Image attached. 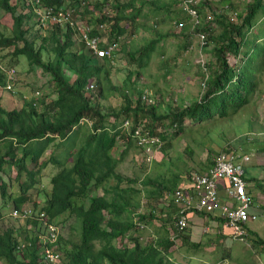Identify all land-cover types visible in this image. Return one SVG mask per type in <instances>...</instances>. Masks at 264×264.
Instances as JSON below:
<instances>
[{
    "label": "trees",
    "instance_id": "16d2710c",
    "mask_svg": "<svg viewBox=\"0 0 264 264\" xmlns=\"http://www.w3.org/2000/svg\"><path fill=\"white\" fill-rule=\"evenodd\" d=\"M185 1L172 0V3H181V10L187 16L185 20H192L184 8ZM85 2L88 1L42 0L43 5L50 7L67 4L77 11L81 9L80 16L85 18L81 21L91 26L107 23L109 28L104 36L109 35V43L117 42L128 29L134 31L143 8L156 4L148 0H101L91 8ZM263 2L254 0L244 5L245 12L240 14L238 7L230 3L231 17L224 11L211 10L204 23L199 19L194 28L206 36L207 46L203 50L210 55L206 63L209 71L205 91L193 104L170 105L163 113L158 111L161 107L159 99L146 105L142 101L143 90L135 94L129 88L119 91L122 98L119 107H104L101 100L94 97V90L86 91L85 88L94 82L99 96L102 95V82L110 81V59L93 57L83 45L79 48L77 32L71 28L57 26L47 31L38 28L43 34L48 33L47 36L32 35L28 23L34 20V14L27 0H23L24 13L18 12L12 0H0V10L11 16L13 21L10 35L0 31V51L14 48V57H24L30 68L40 69L49 75L55 93V97L48 100L39 96L40 99H35L37 101L22 97L20 108H5L0 102V222L4 218L3 210L10 207H13L12 213L26 208L43 212L49 222L57 225L63 223L61 218L65 214L76 217L81 226L80 241L68 246V241L60 236L64 264H170L167 255L174 243L168 236H151L148 241L139 235L129 236L127 245L114 244L133 229L140 231V220L155 218L154 209L149 215L134 212L140 205L134 201L133 195L140 192L132 188L121 189L126 179L116 172L119 159L129 145H135V139L121 124L124 119L132 117L136 124L144 123L151 134L163 140L164 136L184 131L186 120L197 123L216 115L237 114L247 106L258 86L254 63L260 54L264 55V46L260 50L254 46L247 53H243V49L251 43L248 39L257 17L264 15ZM107 5L111 8V16L102 13ZM207 5V1L194 5L198 16ZM208 17L211 18L209 21ZM184 26L180 19L177 27L181 31L186 29ZM96 29L92 32L94 36L97 35ZM156 35L155 39L130 55L133 60L137 57L140 68L148 64L156 46L164 39L158 32ZM255 49L259 52L256 53ZM45 53L48 59L43 56ZM230 55L238 57L239 62L233 65L229 61ZM6 83V75L0 74V88L14 92L15 86L6 89ZM40 107L41 110L38 109ZM166 119H169L167 128L161 130L164 123H159ZM118 143H124L126 149L117 159L112 153ZM50 149L52 152L46 157ZM50 165L58 171L50 180L49 193H43L45 204L38 209L39 201H33L32 191L39 193L46 189L40 178ZM13 170H16L12 176L14 180L10 177ZM159 179V199L179 190H176L178 184L174 181ZM111 180L114 181L113 186H109ZM13 183H20V192L16 196L11 191ZM100 189L103 190L102 196L98 195ZM30 203L31 206L26 205ZM175 205L177 208L173 209ZM178 205L171 199L169 207L172 211L183 207ZM130 215L138 217V224ZM166 216H171V221L177 218L171 213ZM11 217L21 227L0 230V264H41V244L37 235L42 231L40 223L36 219L18 220L12 214ZM172 227L174 233L182 235L185 245H197L186 235V229L179 231L175 227V221ZM23 243H26L25 247L18 248ZM250 247L257 254L264 253V239L253 236Z\"/></svg>",
    "mask_w": 264,
    "mask_h": 264
},
{
    "label": "rangeland",
    "instance_id": "374dc122",
    "mask_svg": "<svg viewBox=\"0 0 264 264\" xmlns=\"http://www.w3.org/2000/svg\"><path fill=\"white\" fill-rule=\"evenodd\" d=\"M85 2L89 7L93 8V5L101 0H87ZM125 1V0H122ZM150 2L155 1L153 6H145L143 8L142 16L137 20L135 30L128 29V32L123 37H120L117 42L110 44H116V50L112 54L110 59V81L102 82V95L99 96V90L94 85L92 89L95 98H99L104 107H119L122 103V98L119 91L126 88L135 91L147 90L152 93L154 98L159 99L161 107L158 108L159 112L166 113L170 105L174 107L175 104L191 105L195 101L201 99L205 90L202 87V79L204 77L203 68L201 63L209 60L208 51L200 50V44L198 42L197 32L195 31V23L187 17L181 10V3L174 5L172 0H148ZM207 1L209 5L205 7L203 12L199 15L200 23H204V18L213 12L224 11L229 17H231V10L229 4L234 3L238 7V14L245 12L243 6L249 3H253L254 0H197L198 2ZM12 4L17 6V10L20 13H24L22 5L23 0H12ZM184 5V4H183ZM264 5V2H263ZM110 6H106L102 13L111 16ZM26 12V11H25ZM96 14L98 12L95 10ZM100 17V14H98ZM82 20L85 18L81 17ZM238 18V17H237ZM184 23L186 29L181 30L177 27L178 21ZM233 19L234 15H233ZM256 25L252 34L249 36L251 42L243 53L251 52L252 48L256 46L258 50L264 46V17L258 16ZM107 24V23H106ZM13 21L11 16L0 10V31L6 35H10ZM126 26L124 23L122 24ZM28 27L31 29L32 35L47 36L48 33L43 34L36 25L34 20L28 23ZM161 34L164 39L159 45L156 46V51L152 55L151 60L145 67L140 68V63L136 57L132 59V54L139 48L147 45L150 41L157 37V32ZM109 35L106 37L108 41ZM261 39V41H260ZM77 41V46L80 48L81 43ZM109 43V41H108ZM254 43H257L254 44ZM21 46V44L19 45ZM189 46V47H188ZM260 46V47H259ZM256 50V53L259 51ZM14 48L0 51V63L12 65L17 69L18 81L15 84V91L9 92L0 88V102L5 108H20L23 98L27 100H35L36 92H40L39 97H45L53 99L55 97L54 86L50 82L48 74L43 73L40 69H32L28 66V63L24 57H14ZM252 54V53H251ZM45 59H48V54H43ZM53 57V55H51ZM242 56H244L242 54ZM229 61L234 65L237 60L234 55L229 56ZM239 62V61H238ZM256 64L257 75V89L252 97L250 103L242 108L237 114L230 113L227 116L216 115L213 118L202 122H194L189 119L186 120L184 131L177 134L164 136L162 150L164 146L169 144L166 148L172 147L175 150L176 155L173 162H165L163 166L166 169H170L171 166L179 165L184 159L186 154H189L193 147L197 148L203 153H207V157H212L215 153L225 151L229 149H239L244 154L254 156L252 159L256 162L261 161L264 166V55L260 54L254 63ZM209 71V69H208ZM93 82V81H92ZM93 84H95L93 82ZM118 89V90H115ZM91 91V92H92ZM23 97V98H22ZM38 97V99H40ZM37 99V100H38ZM35 100V101H37ZM185 101H188L185 104ZM39 110L42 107L38 108ZM167 120V121H166ZM159 124L160 129L167 128L169 119H166ZM90 124L89 121H87ZM123 145V144H122ZM128 149L132 152V157L128 160V165L125 167V174L128 182H124L121 186H127L134 191H138L137 195H133L134 201L139 203L140 208L134 210V212H145L149 215L151 209L148 211V199L145 201L142 194L143 187L147 180L157 181L159 178V169L156 167L148 173V165L142 162V157L137 158L138 149L134 145H129ZM140 152V151H139ZM171 152V149L169 150ZM120 155V152H118ZM46 157H49L46 154ZM191 156L186 155L189 159ZM250 160V159H249ZM153 161V160H152ZM249 162V161H248ZM177 169V168H176ZM57 173L56 167H50L43 171L40 181L46 189H43L37 193L33 190V201H39V208L45 204V198L43 193L48 192L50 189V180ZM167 174V171H165ZM10 177L16 174V170L10 173ZM161 177V176H160ZM163 178V177H161ZM14 180V179H12ZM148 183V182H147ZM19 184H14L11 189L16 196L20 192ZM155 189L154 185H150ZM98 194H102L99 190ZM172 195V194H171ZM169 197V196H168ZM171 197V196H170ZM152 199H155L154 197ZM158 199V198H157ZM162 199V198H161ZM164 200V199H163ZM160 199L152 207L155 211V217L158 216L163 209L159 204ZM162 201V200H161ZM169 199H165L164 202L167 205ZM170 204V201H169ZM31 206L30 204H26ZM13 207L3 210L4 218L0 222V230L5 228L19 229L20 223L16 222L12 217ZM141 214V213H140ZM126 215V214H125ZM133 216V215H130ZM62 224L59 225L61 229V235L66 241L67 245L71 246L72 243H78L81 236V226L78 223L76 217L69 214H65L62 218ZM174 221H171L174 226ZM149 223L148 220L146 221ZM260 222L251 224L252 227H256ZM151 225V224H150ZM176 227V226H175ZM153 229L148 227L147 229L140 228V231L133 229L130 234L127 235L135 237L139 235L145 240L151 239ZM179 232V231H178ZM262 234V233H261ZM126 239L123 240V243ZM127 242H130L128 239ZM248 240L236 241L232 247L233 254L236 255L239 249L244 250V258L254 256L253 249L247 244ZM122 239L116 240L114 244L121 246ZM126 244V243H124ZM170 264H173L170 262Z\"/></svg>",
    "mask_w": 264,
    "mask_h": 264
},
{
    "label": "built area",
    "instance_id": "2783aa9c",
    "mask_svg": "<svg viewBox=\"0 0 264 264\" xmlns=\"http://www.w3.org/2000/svg\"><path fill=\"white\" fill-rule=\"evenodd\" d=\"M34 14V21L42 30H49L53 27L71 28L76 33V39L83 44L85 50L95 58H108L116 50V44L107 42L103 36L108 25H89L82 22L80 13L74 7L67 4L61 7L46 6L42 0H27ZM197 0H186L185 10L192 16V21L199 23V16L194 9ZM208 21L211 19L207 18ZM97 27V29H96ZM96 29L97 35H92ZM198 42L202 51L207 46L206 36L198 33ZM208 48V47H207ZM230 60V59H229ZM207 61L201 63L204 77L202 87L205 90L208 78ZM0 74L6 75V89H13L18 81L17 69L0 63ZM94 88L93 84H87L86 91ZM40 96L37 91L35 98ZM155 98L151 92L142 91V101L146 105L155 103ZM121 127L135 139V145L140 151V155L146 164H151L154 156L161 150L163 140L158 135H153L144 127V123L136 124L132 117L123 120ZM250 157L239 149H229L221 151L215 155L212 166L206 173H194L190 177L192 193L177 190L172 194V200L183 207L178 210L175 226L179 231H184L188 227V213L192 209L204 213H217L225 226L232 230L235 239L246 242L250 235L249 224L259 218V213L252 211L253 201L247 190L245 179V167ZM224 191L226 201L222 199L221 192ZM12 216L18 220L36 219L40 223L41 232L37 233L41 244V264H64L63 252L61 249L59 225L49 222L43 212L26 208L23 211L14 210ZM23 243L18 248L25 247Z\"/></svg>",
    "mask_w": 264,
    "mask_h": 264
},
{
    "label": "crops",
    "instance_id": "0c3cea01",
    "mask_svg": "<svg viewBox=\"0 0 264 264\" xmlns=\"http://www.w3.org/2000/svg\"><path fill=\"white\" fill-rule=\"evenodd\" d=\"M251 32H253V30ZM243 51H245V47ZM235 60L238 61V57H236ZM237 61L234 64H237ZM187 102L188 101H185V104H187ZM168 146L169 144L165 145L163 150L161 148V150L154 156L151 164H148V173L157 167L159 169V178L163 177L162 179L166 180L167 182H169L170 180L174 181L175 184H178V186H176V190L179 189L187 191L188 193H192L193 187L190 182L191 175L194 173L208 172V169L212 166L213 158L207 157V153H203L200 150H197V148L193 147L194 150L191 149L189 151V154H186L191 156L189 159H187L185 155L184 159L180 162L179 165L171 166L170 169H166V166H163L165 162H173L176 155V152L174 149H172V147L166 149ZM125 147L126 146L124 145V143H118L117 148L112 153L113 156L118 159L120 157L118 152L122 153L123 149H126ZM170 149L171 152H169ZM51 152L52 149H50L47 154L50 156ZM121 156L122 158L119 159V164L117 166L116 172L118 174H121L126 179V181L124 182H128L126 176H124V168L127 167L128 160L130 157H132V152H130L127 148V152H124ZM139 157L142 156L140 155V152L138 150L137 158ZM253 157L254 156L250 157V160L249 162H247V165L245 167V179L247 182L248 193L253 201L252 211L255 213H259V218L256 221H252L248 225L250 235L248 237L247 244L249 245L250 240L253 236H258L264 239V187H259L264 186V166H262L263 164L261 161L256 162L255 164L254 160L252 159ZM142 162H145L143 160V157ZM50 167L53 166L50 165L47 169H49ZM165 171H167V174L165 173ZM159 178L157 181L151 180L149 183H145L148 186L141 188L144 200L146 201L148 199V211L149 209H152L153 206H155L158 194L161 190V188L158 187V182H160ZM151 184L155 186V189L150 186ZM113 185L114 181L111 180L109 182V186ZM124 188L129 187L121 186V189ZM100 191L103 194V190L100 189ZM102 194L98 195L102 196ZM224 195V191L221 192L222 199L226 201L227 199ZM170 196L172 197V195H165L164 200L169 199V201H171L172 198ZM153 197L155 199H152ZM164 200L163 198H160L159 204L161 205V208L163 210L159 211L161 213L156 214L158 217L153 218L151 221L148 220V224L146 222L147 220H140V228H143L145 230L150 226L153 229L152 237L165 235L173 241L174 244L169 249L167 255L168 262H171L173 264H264V253L257 254L253 250L254 256L244 258V250L239 249L236 255L233 254L232 247L234 243L239 240L235 239L232 236V230L229 227L225 226V221L222 220V218L217 215L216 212L211 214L195 210L189 211L188 227H186L185 231L186 235L190 237L191 242L196 243L197 245H185L182 242V235L177 232L174 233L173 231L172 222L169 219V217L171 216H166L169 213H171L173 216L177 215L178 211H172V209L169 207V201L166 205ZM175 208H177L176 205L175 207H173V209ZM138 213L144 215L146 214V211ZM133 217L135 219V222L138 224V217ZM256 222H260L257 227L258 230L256 229V227L251 226V224ZM162 224L165 225V228ZM124 239H126V242L124 243H126L127 245L129 243L127 242V236L122 238V243ZM124 243L122 245H124ZM132 245L133 243L129 246Z\"/></svg>",
    "mask_w": 264,
    "mask_h": 264
},
{
    "label": "clouds",
    "instance_id": "9594fccd",
    "mask_svg": "<svg viewBox=\"0 0 264 264\" xmlns=\"http://www.w3.org/2000/svg\"><path fill=\"white\" fill-rule=\"evenodd\" d=\"M81 19H82V18H81ZM36 25H37V24H36ZM108 28H109V27H108ZM107 30H108V29H107ZM102 35L104 36V34H102ZM82 45H83V44H82ZM110 59H111V58H110ZM143 91H144V90H143ZM134 146L136 147V149H138L136 145H134Z\"/></svg>",
    "mask_w": 264,
    "mask_h": 264
}]
</instances>
